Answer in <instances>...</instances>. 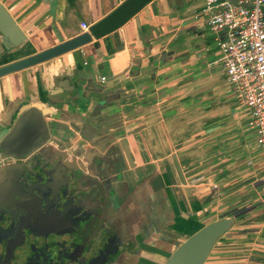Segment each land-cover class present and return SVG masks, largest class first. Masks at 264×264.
<instances>
[{
    "label": "crops",
    "instance_id": "obj_1",
    "mask_svg": "<svg viewBox=\"0 0 264 264\" xmlns=\"http://www.w3.org/2000/svg\"><path fill=\"white\" fill-rule=\"evenodd\" d=\"M122 1L0 0L24 38L17 47L0 38V67L86 32L81 23L88 28ZM180 1L176 5L152 0L118 30L1 77L0 125L8 126L20 107L32 105L55 115L48 119L49 128L63 137L75 114L65 98L74 100L77 94L73 103H81L85 95L93 101L94 90L117 79L110 88L118 91L111 94L116 100L107 110L118 116L110 121L121 123L118 134L127 142L135 169H143L156 189L150 196L145 184L137 193L158 196L161 204L155 215L169 218L159 233L143 235L134 221L143 200L130 193L133 209L128 216L142 241L137 258L128 255L123 264H134L138 258L140 264L143 259L159 264L198 227L225 216L232 224L203 264H264V201L258 182L263 155L247 129V113L227 87L212 36L206 39L203 23L192 18L203 0ZM58 82L65 90L77 83L75 92L50 96ZM50 100L60 104L51 105ZM90 108L91 104L81 113L87 115ZM134 133L145 142L143 147L135 144ZM72 143L86 153L104 152L103 144L85 142L78 135ZM75 162H84L83 154Z\"/></svg>",
    "mask_w": 264,
    "mask_h": 264
},
{
    "label": "flooded vegetation",
    "instance_id": "obj_2",
    "mask_svg": "<svg viewBox=\"0 0 264 264\" xmlns=\"http://www.w3.org/2000/svg\"><path fill=\"white\" fill-rule=\"evenodd\" d=\"M65 103L75 110L67 135L49 128L54 114L39 110L46 127L44 141L22 157L0 154V264H123L128 255L137 258L142 237L131 228L136 223L128 216L133 209L128 195L135 196L138 187L147 184L151 196L155 186L143 169H135L127 142L118 134L121 123L110 121L109 130L96 135L94 126L85 124L84 105ZM136 134L135 144L143 147ZM75 135L103 144L104 152L76 148ZM80 154L84 162L79 165L75 160ZM138 260L134 264H140Z\"/></svg>",
    "mask_w": 264,
    "mask_h": 264
},
{
    "label": "water",
    "instance_id": "obj_3",
    "mask_svg": "<svg viewBox=\"0 0 264 264\" xmlns=\"http://www.w3.org/2000/svg\"><path fill=\"white\" fill-rule=\"evenodd\" d=\"M151 1L152 0H123L110 13L96 23L90 25L86 32L51 48L1 66L0 78L51 60L88 44L91 39L97 40L118 30ZM167 1H174L176 5L181 4L180 0ZM0 38L6 40L12 47H17L24 41L20 29L1 5ZM132 47H134L133 43L128 44L129 55L133 58L135 54L131 51ZM116 81L117 79L106 87L94 90L93 93H95L97 97H95L93 101H88L85 95V97L83 96L85 100L79 103L84 105L85 108L89 107L91 104L90 112L85 116L84 120L86 122L85 124L94 126L96 135L107 132L109 130L107 124H111L109 120L111 119L110 117L118 116L110 114L109 110H107L116 100L113 96L111 97V94L118 93V91L113 92L110 89L112 84ZM64 83L67 82L64 81ZM76 84L77 83H75V85ZM75 85L73 84L69 90H65L58 82V90H53L50 96L56 93L74 91ZM104 89H106V91H104ZM78 97L79 96L76 94L74 100L67 97L64 101L76 102ZM49 103L55 105L59 104L60 101L50 100ZM116 110H118V108H116ZM84 132V129L80 130V134L86 137ZM45 137L46 127L41 112L32 105H25L19 108L10 127L7 128V126L3 127V125H0V154L9 157H22L27 155L31 149L37 148L39 141H44ZM231 224L232 220L228 216H225L219 220L198 227L193 233L182 239L172 252L164 256L162 264H203L214 243L229 230Z\"/></svg>",
    "mask_w": 264,
    "mask_h": 264
},
{
    "label": "built area",
    "instance_id": "obj_4",
    "mask_svg": "<svg viewBox=\"0 0 264 264\" xmlns=\"http://www.w3.org/2000/svg\"><path fill=\"white\" fill-rule=\"evenodd\" d=\"M192 18L210 32L225 82L246 109L247 129L263 155L258 182L264 201V0H203ZM80 28L87 31L83 23Z\"/></svg>",
    "mask_w": 264,
    "mask_h": 264
},
{
    "label": "rangeland",
    "instance_id": "obj_5",
    "mask_svg": "<svg viewBox=\"0 0 264 264\" xmlns=\"http://www.w3.org/2000/svg\"><path fill=\"white\" fill-rule=\"evenodd\" d=\"M195 3V2H193ZM189 5V4H188ZM187 5V6H188ZM191 6V5H190ZM187 10H191V8H187ZM203 36L206 39H211V35L210 33L203 29ZM206 43H208V41H206ZM211 44V42H210ZM215 46V45H214ZM212 46L214 49L215 47ZM221 68V66H219ZM228 87V85H227ZM229 89V87H228ZM232 94V92H231ZM233 95V94H232ZM234 97V96H233ZM242 112H244L246 114V109L245 108H241ZM143 203H138L139 206V213L137 218L135 217L136 215H134V221H138L140 223V227L143 231V234L146 235L150 232L156 231V233H159V231L163 230L164 226L166 225V223L168 222V217H164L165 215L162 213H158L157 215H155L156 212V207L159 206L161 204V199L158 198V196H154L151 198H146V196L144 194H140ZM155 198V199H153ZM138 201V199H137ZM137 203H135L136 205Z\"/></svg>",
    "mask_w": 264,
    "mask_h": 264
}]
</instances>
